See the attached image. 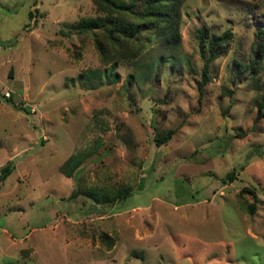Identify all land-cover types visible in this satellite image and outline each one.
<instances>
[{
    "label": "rangeland",
    "instance_id": "1",
    "mask_svg": "<svg viewBox=\"0 0 264 264\" xmlns=\"http://www.w3.org/2000/svg\"><path fill=\"white\" fill-rule=\"evenodd\" d=\"M100 14L93 0H0V167L14 166L0 180V264H264V44L254 75L237 69L264 43V0H181L177 40L144 32L112 68L102 31L71 27ZM204 28L231 37L199 99ZM160 56L172 61L143 80ZM73 152L86 154L77 181L58 170ZM122 184L110 207L66 199Z\"/></svg>",
    "mask_w": 264,
    "mask_h": 264
},
{
    "label": "trees",
    "instance_id": "2",
    "mask_svg": "<svg viewBox=\"0 0 264 264\" xmlns=\"http://www.w3.org/2000/svg\"><path fill=\"white\" fill-rule=\"evenodd\" d=\"M95 5L101 12L100 15L90 18L81 19L78 23L71 27L78 32L82 31H102L105 38L113 45L112 52L107 49L105 43L101 40L95 39L96 47L99 50L100 57L103 62L111 64L110 68L118 62V60L129 59L135 57L136 50L139 51L142 45L147 41V38L142 37L144 32L151 34L160 33L164 35L166 41L177 40L178 34L176 31L179 21V7L181 0H93ZM199 50L200 55L204 59L203 69L201 72V79L197 83L199 99L204 94V87L210 80L209 76V63L210 61L218 58L221 55L218 47L231 37V32L226 30L221 35L212 34L207 35L206 28L199 29ZM257 38H264V26L255 31ZM133 42L130 46L129 43ZM264 43H260L257 46V50L252 56L248 65H243L237 62V69L240 71H251V76L254 75L260 66L262 57V46ZM172 60L160 56L155 61H151L145 70L141 71L143 80H150L155 74L160 72V68L163 65L170 63ZM156 68L154 70V66ZM110 71V70H109ZM94 74L100 75L98 71H93ZM105 77H114L111 72L110 75L103 72ZM131 75L127 80L130 85L133 81L137 83V77ZM4 96V95H3ZM7 101H11L9 97ZM256 107V121L264 118V95H260L255 98ZM173 129H167L164 133H157L155 135V141L157 144L167 142L172 134ZM86 154L83 152L71 153L63 162L59 165L58 170L66 177H73L76 181L80 174V166L84 160ZM11 163H6L0 167V180L5 179L13 170ZM237 172L235 169L229 171L224 177L221 178L223 183L227 181L232 182L236 179ZM130 186L126 184L119 185L117 187H76L66 197L68 200H73L78 196H84L90 199L97 205H104L110 207L117 201L125 198L130 193ZM251 194L255 201H257L254 187H243L238 193L239 197L243 194ZM242 198V197H241ZM254 202L243 201L242 208L246 212L253 214L256 209ZM103 242L107 241L108 246L112 245L109 242L107 234L100 235Z\"/></svg>",
    "mask_w": 264,
    "mask_h": 264
}]
</instances>
